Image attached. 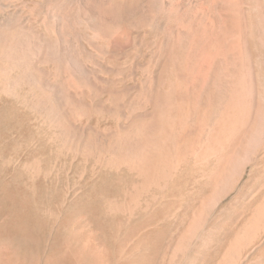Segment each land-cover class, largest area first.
<instances>
[{
    "label": "bare ground",
    "instance_id": "1",
    "mask_svg": "<svg viewBox=\"0 0 264 264\" xmlns=\"http://www.w3.org/2000/svg\"><path fill=\"white\" fill-rule=\"evenodd\" d=\"M0 97L30 113L58 154L131 171L114 210L134 215L145 195L206 168L183 249L249 166L264 169V0H0ZM46 162L28 170L44 174ZM258 178L224 264L264 226ZM20 231V250L38 240L30 222Z\"/></svg>",
    "mask_w": 264,
    "mask_h": 264
},
{
    "label": "rangeland",
    "instance_id": "2",
    "mask_svg": "<svg viewBox=\"0 0 264 264\" xmlns=\"http://www.w3.org/2000/svg\"><path fill=\"white\" fill-rule=\"evenodd\" d=\"M44 133L30 113L0 97V264H224L230 242L244 233L261 194L258 177L264 169L249 166L203 212L182 249L180 239L209 188L206 168L184 173L168 193L145 195L143 208L128 214L108 205L123 198L127 184L135 180L131 171L60 155ZM38 155L47 161L45 175L26 167ZM33 176L42 192L30 190ZM16 201H24L26 208ZM32 217L46 225L34 245L20 250L13 233ZM233 264H264V226L239 249Z\"/></svg>",
    "mask_w": 264,
    "mask_h": 264
},
{
    "label": "water",
    "instance_id": "3",
    "mask_svg": "<svg viewBox=\"0 0 264 264\" xmlns=\"http://www.w3.org/2000/svg\"><path fill=\"white\" fill-rule=\"evenodd\" d=\"M29 164L30 163L26 164L27 169H28ZM30 179H31L30 185H29L30 190H32L34 192H42L43 188H42V185L40 184V182L38 181V179L35 177L30 178ZM6 192H7V194L10 195L9 197L12 196V191L9 188H7ZM16 204L20 207L26 208V204L24 201L23 202H17L16 201ZM39 206H43V205H39ZM49 210H52V209L50 208ZM39 218L40 217H35V218L32 217V222H30V224H31L32 229L35 231L37 237L40 238L41 231H43V228L45 227L46 223L43 220H40L42 218H40V219ZM13 234L17 237L22 235L21 231H17V230Z\"/></svg>",
    "mask_w": 264,
    "mask_h": 264
}]
</instances>
